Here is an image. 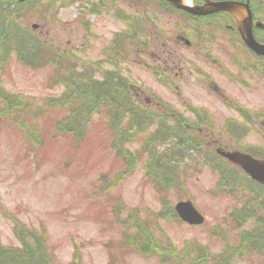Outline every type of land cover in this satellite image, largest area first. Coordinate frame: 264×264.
Here are the masks:
<instances>
[{
    "label": "rangeland",
    "instance_id": "1",
    "mask_svg": "<svg viewBox=\"0 0 264 264\" xmlns=\"http://www.w3.org/2000/svg\"><path fill=\"white\" fill-rule=\"evenodd\" d=\"M25 2L33 7L13 8L14 35L28 32L51 55L46 64L31 65L30 54L12 49L0 62V87L21 101L9 110L0 99V248L24 249L15 233L20 223L43 238L45 251L32 249L45 253L48 264H264V250L255 248L261 242L250 236L264 242V195L216 152L260 142L262 119L247 127L239 113L264 105V62L252 69L249 57L236 59V36L223 21L208 27L168 21L156 1ZM94 70L99 80H112L113 70L130 80L150 116L144 129L125 130L127 118L113 128L105 108L88 120L82 140L68 132L80 101L60 104L65 77L87 79ZM120 132L130 140L124 156L112 147ZM165 132L192 142L194 150L177 161L168 152L177 139L145 148ZM157 159L176 170L166 190L148 176ZM187 200L204 214V224L178 217L174 206ZM123 233L147 251L124 245Z\"/></svg>",
    "mask_w": 264,
    "mask_h": 264
},
{
    "label": "trees",
    "instance_id": "2",
    "mask_svg": "<svg viewBox=\"0 0 264 264\" xmlns=\"http://www.w3.org/2000/svg\"><path fill=\"white\" fill-rule=\"evenodd\" d=\"M15 1H0V12L4 15V21H0V62H3L10 52L18 51L22 54H30V62L31 65L43 64L47 63V57L50 56L49 49L44 48V46L37 42L34 36H31L28 32H23L25 34L15 36V28L13 22L15 21L13 18V14L15 10L13 8L20 6L26 7V9L33 7L32 5L27 6V3L20 2L16 5L13 4ZM3 6L5 9H3ZM20 10V9H19ZM23 12L20 10L18 13ZM127 19V18H126ZM14 20V21H13ZM13 21V22H12ZM17 22V21H16ZM139 47H140V42ZM13 49V50H12ZM50 64H57L58 58H51ZM98 72V70H94L92 73L88 72L87 79H83L81 75H73V78L65 77L68 79L66 82L68 83V90L61 96L60 104L66 105V102L77 103L79 102L78 107L72 109V113L69 115L68 119V132H72L74 137L78 138V140H82L87 132V127L89 125L88 120L91 118L93 114L101 111V109L107 108L109 119L113 128L117 129L121 127L123 119H128V127L126 126L125 130H130L131 133L134 130H142L147 124V119L150 116L147 114L143 107L137 104L135 97H133L132 92V84L130 80H128L125 76L119 77L121 73L118 71H114V77L112 80L110 77L105 76L102 80L96 79L92 75ZM71 73V72H69ZM112 75V76H113ZM77 83V84H76ZM79 98V99H77ZM0 99L6 102L8 105V109L12 110L14 108H18L20 106L21 101H11L9 99V93L6 92L3 88L0 87ZM70 100V101H69ZM23 106V105H21ZM10 112V111H8ZM12 114V112H10ZM118 121V122H117ZM127 120H125L126 122ZM67 129V128H66ZM31 129L30 131H33ZM122 132L118 133L115 140L112 143L113 150L117 151L119 156H124L123 146L126 142L125 138H128V135H119ZM30 138L31 136L28 135ZM176 143L173 142V148L168 152L171 153V156L175 158V160L180 161L185 153L190 150H194V147L190 144L192 142L186 143V139L180 138L176 133L174 136V132H165V133H157L156 136L150 137L147 141L148 146L145 148L150 149L153 148V144L155 142L168 141L172 142L176 140ZM168 153H165V155ZM117 155V156H118ZM162 159H157L153 164V169H149L148 176L154 183H160L162 189L166 190L170 188L173 184L167 185L166 183H172L174 181V174L176 170L173 166H169L168 163L161 164ZM136 161H131L128 163V166L132 168L135 166ZM165 171H168L165 174ZM124 173V172H122ZM121 173V175H122ZM162 183V184H161ZM227 185L229 188H236V183H232L229 186L227 183H221ZM248 186L258 191L259 194L264 195V188L256 183H248ZM256 187V188H254ZM257 196L255 200L257 199ZM262 197H259V199ZM264 203V201H263ZM250 215H246L242 217L241 222H246ZM239 222V219H236ZM140 230L142 231L141 223L138 225ZM28 231V230H27ZM15 233L24 246V249L19 251L18 249H1L0 248V264H48V259L44 256L43 253H39L36 249H32L34 246L41 248L45 251V244L43 238L39 236L36 232H25L23 230L22 224L18 223L15 227ZM23 236H26L25 238ZM252 239L259 240L261 242L256 249L264 250V242L260 236L256 233L250 234ZM138 238V237H136ZM135 242V248L140 250L142 253L146 252L145 243H138L137 240L133 238H127V244L131 245ZM251 246L254 247L252 243ZM249 248H251L249 246ZM189 253V252H188ZM261 253V252H260ZM50 261V260H49ZM194 264V263H193Z\"/></svg>",
    "mask_w": 264,
    "mask_h": 264
},
{
    "label": "flooded vegetation",
    "instance_id": "3",
    "mask_svg": "<svg viewBox=\"0 0 264 264\" xmlns=\"http://www.w3.org/2000/svg\"><path fill=\"white\" fill-rule=\"evenodd\" d=\"M158 5L161 7V16L169 17L168 21H223V26L228 29L231 33H234L236 38L235 41L238 44L240 52H235L236 59H244L246 60L247 57L250 59V66L254 69L255 64H260L264 62V55L257 54L256 52L250 50L245 43L243 42L239 30L235 21L226 13H214L204 17H197L193 15H187L185 18H173L172 14L168 13V10L172 8L170 4H168L165 0H156ZM210 2L212 3H219V2H238L247 4L252 15V33L255 40L264 45V0H191V5L194 7H203L207 6ZM243 48V49H242ZM251 69V70H252ZM263 70V69H262ZM253 90H256L254 88ZM251 89V91H253ZM263 97V95H262ZM249 119H250V126L258 125L259 119H262V123L260 124V130H257V134L259 136L260 142H257L255 146L249 147V149L243 148L240 146V150L248 152L249 154L264 159V105L260 108L254 110V112L249 111ZM241 145V144H240Z\"/></svg>",
    "mask_w": 264,
    "mask_h": 264
},
{
    "label": "water",
    "instance_id": "4",
    "mask_svg": "<svg viewBox=\"0 0 264 264\" xmlns=\"http://www.w3.org/2000/svg\"><path fill=\"white\" fill-rule=\"evenodd\" d=\"M169 1L172 4L196 15H207L221 11L231 13L234 17L236 16L238 19H241V21H239V24L241 22L240 24L241 33L245 42L258 53L264 54V46L259 45L252 37L250 18L244 16L243 10L247 9L246 6L235 3L221 2V3H209V6L206 8L192 9L190 7H185L180 5L178 3V0H169ZM229 157L232 160H238L239 162H241L245 166L246 171L250 174V176L253 179L264 184L263 161H258L247 156H244L242 158L237 154H232ZM175 209L178 215L181 217V219H183L184 221L190 224H202L204 222L203 216L196 210V208L190 201L178 203Z\"/></svg>",
    "mask_w": 264,
    "mask_h": 264
},
{
    "label": "bare ground",
    "instance_id": "5",
    "mask_svg": "<svg viewBox=\"0 0 264 264\" xmlns=\"http://www.w3.org/2000/svg\"><path fill=\"white\" fill-rule=\"evenodd\" d=\"M186 3H189V1H188V2H186Z\"/></svg>",
    "mask_w": 264,
    "mask_h": 264
}]
</instances>
